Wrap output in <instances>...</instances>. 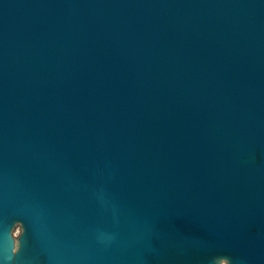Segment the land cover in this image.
<instances>
[{
    "label": "water",
    "instance_id": "95a60500",
    "mask_svg": "<svg viewBox=\"0 0 264 264\" xmlns=\"http://www.w3.org/2000/svg\"><path fill=\"white\" fill-rule=\"evenodd\" d=\"M0 264H264V0H0Z\"/></svg>",
    "mask_w": 264,
    "mask_h": 264
}]
</instances>
